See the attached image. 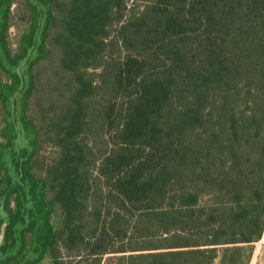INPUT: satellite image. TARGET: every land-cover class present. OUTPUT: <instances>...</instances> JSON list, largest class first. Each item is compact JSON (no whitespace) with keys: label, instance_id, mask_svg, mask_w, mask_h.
Wrapping results in <instances>:
<instances>
[{"label":"trees","instance_id":"16d2710c","mask_svg":"<svg viewBox=\"0 0 264 264\" xmlns=\"http://www.w3.org/2000/svg\"><path fill=\"white\" fill-rule=\"evenodd\" d=\"M13 1L0 0V263L38 197L52 264H248L264 228V0H24L12 52Z\"/></svg>","mask_w":264,"mask_h":264},{"label":"rangeland","instance_id":"374dc122","mask_svg":"<svg viewBox=\"0 0 264 264\" xmlns=\"http://www.w3.org/2000/svg\"><path fill=\"white\" fill-rule=\"evenodd\" d=\"M23 2L24 0H15L11 4L12 17H11V22L9 24V27L5 34V38L12 52H15L20 47L19 42L21 41L22 35L24 34V32L26 31L29 25L27 19L29 18L30 9L27 8V6H25ZM48 64L50 65L48 66ZM56 65L58 66V63L53 57H51V59L48 60V63L46 64V66H44V69L42 71V73L46 75L50 81L53 80V77H54L53 72L56 69ZM0 79H2L5 82H10L12 80L10 75H8L5 71L0 72ZM11 96L12 94L8 95V101H7L8 107H11V99H12ZM15 142L17 143L16 140ZM48 150L46 152H42V153L40 152L38 156L35 158L33 170H35V173L37 175L38 174L43 175V169H42L43 167H41V165H43L44 163L43 160L45 159L46 161L47 158L51 157V154L48 153ZM5 168L6 170L4 169L5 171L3 170V174L0 176V189H3L5 187L4 183H6V178L8 177L7 179H10L9 175L7 176V165H5ZM11 183L13 184L12 186L15 187V183L13 180L11 181ZM13 191L14 190H12L11 186L5 189V192L8 194L7 200L5 201V205H6V208H8L12 213L14 209L16 208V204H17V201H16L17 192L16 191L13 192ZM37 199L39 200L38 197ZM38 200H37V203L34 205V207H36V211H34V213L31 212V218L34 220L31 221V223H29L28 226H26L27 228L25 227L26 229L24 230L21 229L19 231V235H20V232L25 233L24 238H23L24 240H22L24 242H22V245L16 247V251H15L16 253L14 256L8 259L6 258L0 264H7L8 261H10L11 263L12 261H14V258H18L20 256H27V255L30 256L31 258V261L28 264H52L50 261L51 259L49 257L50 253L48 255L47 249L45 250V248L42 245V242L44 241V239L47 238L46 237L47 230H45L44 232L43 229L40 227L41 223L42 224L45 223L44 212L47 210V208L45 209L43 208L42 210H40L41 204ZM12 213L11 215H13ZM59 215H60V209L58 208V206L55 205L54 209L51 212V217H50L51 223H54L55 225L58 220ZM13 219L14 218H12V223L14 221ZM0 221L2 220L0 219ZM23 222L24 220H20L19 218L17 222L13 223V225L12 223L9 225L8 229L6 230V235L8 237L7 242L3 246V250L1 251L2 253H8V252L12 253L15 250L14 246H12L15 240L14 238H12L14 224L16 223L22 224ZM61 256H62L61 260L63 261V254Z\"/></svg>","mask_w":264,"mask_h":264},{"label":"crops","instance_id":"0c3cea01","mask_svg":"<svg viewBox=\"0 0 264 264\" xmlns=\"http://www.w3.org/2000/svg\"><path fill=\"white\" fill-rule=\"evenodd\" d=\"M248 264H264V228L261 237L251 244Z\"/></svg>","mask_w":264,"mask_h":264},{"label":"water","instance_id":"95a60500","mask_svg":"<svg viewBox=\"0 0 264 264\" xmlns=\"http://www.w3.org/2000/svg\"><path fill=\"white\" fill-rule=\"evenodd\" d=\"M17 98H18V94L15 95L13 98H12V105H13V109H12V113H13V120L18 128V131H20V127H19V123H18V118H17ZM4 227V224L1 226V229H3ZM2 231L0 232V238H2Z\"/></svg>","mask_w":264,"mask_h":264},{"label":"flooded vegetation","instance_id":"af4514ba","mask_svg":"<svg viewBox=\"0 0 264 264\" xmlns=\"http://www.w3.org/2000/svg\"><path fill=\"white\" fill-rule=\"evenodd\" d=\"M19 229H20L19 227H16V228H15V233H16V235H17L18 237H19Z\"/></svg>","mask_w":264,"mask_h":264}]
</instances>
